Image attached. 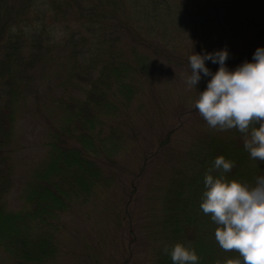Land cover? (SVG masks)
Listing matches in <instances>:
<instances>
[{
  "label": "trees",
  "instance_id": "1",
  "mask_svg": "<svg viewBox=\"0 0 264 264\" xmlns=\"http://www.w3.org/2000/svg\"><path fill=\"white\" fill-rule=\"evenodd\" d=\"M243 1L0 0V264H103L97 258L104 254L100 248L81 253L76 261V250L64 241L69 218L99 203L107 204L105 209L115 207L110 221L114 230L126 233L127 241L122 251L114 243V252H120L119 259L126 253L125 260L110 257L106 264H133L140 245L152 255L138 264H173L163 249L177 241L196 249L198 264H229L238 257L218 245L216 225L199 208L203 177L213 159L223 155L233 161L228 177L254 183L264 175V161L249 157L243 133L210 128L195 109L199 90L210 77L202 75L193 86L191 106L181 103L173 112L177 119L198 116L184 143L172 142L180 121L166 133L161 128L145 138L131 118L150 95L161 62L186 77L188 56L215 50V40L218 49L227 47L229 68L252 59L257 46H264V0L246 4L248 13L241 8ZM166 15L175 18L181 45L164 41L172 37L157 23ZM205 64L212 72L218 68L210 61ZM56 65L63 67L67 93L52 106L53 117H46L45 157L26 173L23 206L12 210L6 198L18 182L20 112L29 102L34 112H43L35 105V75ZM140 139L134 157L141 152V162L136 172L127 169L124 194L117 204L112 198L102 200L100 192L113 187L116 173L110 170L116 157ZM160 159L161 165L151 168ZM148 172L143 202L148 215L137 229L128 209ZM75 236L68 244L75 245Z\"/></svg>",
  "mask_w": 264,
  "mask_h": 264
},
{
  "label": "clouds",
  "instance_id": "2",
  "mask_svg": "<svg viewBox=\"0 0 264 264\" xmlns=\"http://www.w3.org/2000/svg\"><path fill=\"white\" fill-rule=\"evenodd\" d=\"M227 47L188 56L190 75L186 86L196 87L201 76L210 77L199 90L195 109L210 128H235L244 134L243 147L251 159L264 161V46H257L251 60L234 68L226 65ZM205 61L217 64L212 72ZM233 161L215 157L203 177L200 210L216 225L214 237L225 251L238 257L229 264H264V175L254 183L230 178ZM173 264H198L199 256L190 244L177 241L169 249Z\"/></svg>",
  "mask_w": 264,
  "mask_h": 264
},
{
  "label": "rangeland",
  "instance_id": "3",
  "mask_svg": "<svg viewBox=\"0 0 264 264\" xmlns=\"http://www.w3.org/2000/svg\"><path fill=\"white\" fill-rule=\"evenodd\" d=\"M253 0H244L241 4L243 11L248 13L245 8L246 4H252ZM163 7H168L167 4ZM174 15V14H173ZM146 19V17H144ZM160 21L157 23L160 29H164V32L172 37V39L164 38L167 44L176 43L181 45L182 39L176 35V30L174 28V17L169 15L159 18ZM148 21V19H146ZM144 25L146 22L142 21ZM158 38L163 36L158 32ZM171 42V43H170ZM219 40H215L214 49H218ZM61 65H56L53 67H47L43 71L38 72L35 75V86L37 91L38 100H35V105H40L43 109L42 113L34 112V105L29 102L20 112L19 123L17 126V142L20 145V152L17 156V177L18 182L15 188L8 194L6 200L8 207L12 210H18L23 206V201L21 199L22 191H24V179L26 173L30 172L34 166H37L45 157L46 147L44 142L47 141V127H46V117L51 118L53 108L56 107L58 99L67 93V84L64 78V72ZM193 93V87L189 89L185 83V75L181 69L161 62L158 68L154 72L153 84L150 95L143 100V107L138 111L134 109L131 121L137 126L138 133L144 134L145 138H149L148 133L154 130L158 131L164 128L165 133L172 128H175L179 121L182 122L181 129L177 130L172 138L174 143H184L189 139V132L192 130V126L196 123L195 118L198 116L196 114H191L190 116L183 117L182 119H177L174 116L175 108L181 103L189 102V106L193 103L188 98L189 94ZM53 117V116H52ZM54 121V119L52 118ZM163 125V127H162ZM164 133V134H165ZM188 135V136H187ZM153 137V136H152ZM151 137V138H152ZM141 140V139H140ZM142 140H133L130 145L129 151L127 153L121 154L116 157V163L110 172H115L116 177L114 179L113 187L109 190H103L100 192V197L102 200L108 198L115 199L114 204H117L118 198L124 194L122 191V185H125L126 176H128V170L136 172L139 168L140 153L135 155L136 148L142 145ZM172 143V148H173ZM130 153L129 155H127ZM134 157V158H133ZM152 167L161 165L162 160H156ZM33 170L30 172L32 173ZM155 172V169H154ZM151 172H148L147 176H144L137 188V194L135 195V205L129 207L131 212V218L133 220L134 226L139 229V226L147 219L148 211L145 210L143 202L146 199L147 187L150 183ZM127 186H130L129 180L127 181ZM107 204H96L94 207L88 209H82L78 213L74 214L73 217L69 218V227L65 231V245L69 250H76V261L77 258L81 257V253H94L98 251L104 254L98 257V261L103 264L108 263L110 257L121 263L125 260V257L119 259L118 251L115 245L121 247V251L127 245L126 233L114 230L115 226L109 215L112 217L110 210L115 208L105 209ZM124 210V204L121 205ZM105 209V210H104ZM119 210L115 213L118 215ZM114 230V231H113ZM75 234L74 239L72 237L73 243L68 244L71 240V235ZM139 236H142V231L138 232ZM79 237V239H78ZM73 246H76L73 249ZM84 255V256H85ZM152 250L145 248L140 245L137 250H134L133 264H138L141 260L149 261L151 259ZM70 257V255H68ZM66 256V257H68ZM8 264V261H5Z\"/></svg>",
  "mask_w": 264,
  "mask_h": 264
}]
</instances>
